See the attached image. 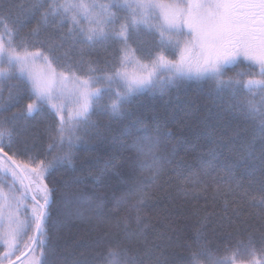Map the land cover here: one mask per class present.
Instances as JSON below:
<instances>
[{
	"label": "trees",
	"instance_id": "trees-1",
	"mask_svg": "<svg viewBox=\"0 0 264 264\" xmlns=\"http://www.w3.org/2000/svg\"><path fill=\"white\" fill-rule=\"evenodd\" d=\"M50 3L0 0L4 42L11 39L21 54L51 49L58 70L70 77L72 72L99 77L119 63L120 40L109 36L82 44L77 33L69 35L66 23H58L59 16H49L45 26L43 13ZM111 11L118 29L127 10L114 4ZM80 23L89 26L83 18ZM167 41L146 26L129 29L130 49L144 63L161 52L177 58L179 51ZM9 71V78L0 80V131L11 133V151L21 166L29 156L51 158L60 151V116L48 105L27 115L30 93L17 96L19 73ZM258 71L243 61L226 68L225 78L241 83L224 92L210 80L173 82L159 76L153 87L128 97L118 115L107 109L117 85L96 84L101 96L87 134L80 130L85 142L75 152L74 166L61 167L44 181L54 192L44 247L35 244V251L17 264L35 262L42 250L46 264H191L198 250L204 252L200 264L210 257L220 264H250L254 255L264 264V155L261 141L252 137L260 117L247 115L250 101L264 112V93L243 86ZM143 137L152 143L141 148ZM49 145H54L51 151ZM6 167L0 161V168ZM23 172L31 183L30 173ZM130 189L125 199H114ZM0 190L15 198L26 188L19 175L0 171ZM101 200L102 206L95 207ZM25 203H31L29 196ZM7 228L0 219V264L18 260L29 249L27 236L6 244Z\"/></svg>",
	"mask_w": 264,
	"mask_h": 264
},
{
	"label": "snow or ice",
	"instance_id": "snow-or-ice-1",
	"mask_svg": "<svg viewBox=\"0 0 264 264\" xmlns=\"http://www.w3.org/2000/svg\"><path fill=\"white\" fill-rule=\"evenodd\" d=\"M119 8L127 10V16L115 27L116 13L111 11L112 4L85 3L84 0H64L57 3L52 0L47 10L43 13L45 26L48 17H60L59 24L68 25L71 36L77 33L82 44H92L104 41L109 36L122 42L119 63L102 76L89 75L80 77L75 72L71 73L78 84L77 101L74 116L70 122L65 120L62 112H58L61 124L57 129L59 137V153L51 158L47 156H29L28 163L21 166L17 163L12 152L11 133L0 131V161L6 168L0 171L11 173L17 177L20 172L27 170L31 175L30 186L15 197L10 193L0 190V219L7 221L8 228L5 232V243L12 246L27 236L26 246L38 244L43 249L50 219V204L54 192L44 181L53 171L74 166L75 152L80 144L85 142V135L92 124L91 116L97 101L101 96V88L95 85L104 81L109 87L117 85L115 99L107 105L112 115L122 111L123 102L133 94L154 86L159 70H168L170 81L184 79L210 80L214 83L217 92L233 89L240 84V79L225 78V70L230 66L247 62L258 68L243 86L249 92L264 93V0H112ZM42 6V5H38ZM81 18L88 21L89 26H81ZM155 18V22H152ZM145 25L149 30L159 31L163 37L167 34L168 44L179 51V58L167 59L161 52L156 59L142 64L143 71L129 73L127 67L130 62L129 29L138 30L139 25ZM111 26V30H109ZM5 34L8 33L5 28ZM75 39V37H73ZM188 54V55H185ZM192 56H195L193 62ZM0 58L6 60L8 69H15L19 73L21 87L17 96L25 91L30 93V102L27 104V115L39 111L44 105L56 109L53 102L56 99L57 85L69 79L63 70H58L52 50L35 52L25 50L23 54L13 46L11 39L4 42L0 36ZM238 76L240 74H237ZM10 71L0 69V80L7 79ZM257 76L259 78H257ZM13 97H10L12 99ZM259 114L257 126L253 129V141H261V153L264 155V112L255 103L249 102L247 115L255 119ZM83 129L85 135H81ZM7 135V144L4 143ZM149 137L138 141V146L151 144ZM54 145H49V150ZM158 157L154 158L156 163ZM129 193L114 196L119 202ZM31 195V203H25ZM15 199V203L13 202ZM144 194L140 197L143 203ZM103 201L95 204L99 208ZM29 231L32 235H28ZM33 251H35L33 249ZM255 254V248L252 249ZM125 254H127L125 252ZM110 255H116L115 250ZM203 251L194 252L191 264H200ZM43 250L35 258L34 264H46L43 259ZM110 264H127V262L111 261ZM157 264H160L157 260ZM167 264V261L164 262ZM208 264H220V261L209 258ZM250 264H261L259 259H254Z\"/></svg>",
	"mask_w": 264,
	"mask_h": 264
},
{
	"label": "rangeland",
	"instance_id": "rangeland-1",
	"mask_svg": "<svg viewBox=\"0 0 264 264\" xmlns=\"http://www.w3.org/2000/svg\"><path fill=\"white\" fill-rule=\"evenodd\" d=\"M85 3H105V4H112V8H114V4L112 0H84ZM152 22H155V18H152ZM145 26V25H139V27ZM166 39L168 40L167 34L165 35ZM188 55V54H185ZM179 58V53L178 57ZM193 62L195 61V56H192ZM6 63V60L3 58H0V69H3V64ZM142 64H145L142 62L135 54V52L130 49V62L129 66L127 67V71L129 73H140L143 71ZM4 70L9 71L8 65L4 68ZM171 73L168 70H159L157 73V76L155 79H157L159 76H162V79H169V76ZM165 76V77H164ZM77 88L78 84L76 80L69 76V79L62 81L60 84L57 85V93H56V99L53 101L56 104V109H53L57 114L58 112H62V114L65 117L66 121L70 122V118L74 116V109L76 107V101H77ZM23 264H34V261L29 258L27 261H25Z\"/></svg>",
	"mask_w": 264,
	"mask_h": 264
},
{
	"label": "water",
	"instance_id": "water-1",
	"mask_svg": "<svg viewBox=\"0 0 264 264\" xmlns=\"http://www.w3.org/2000/svg\"><path fill=\"white\" fill-rule=\"evenodd\" d=\"M20 175L22 176V178H23V180H24V182H25V184H26V186H27V188H28V187H29V184L27 183L26 179L24 178V176H23V174H22L21 172H20ZM30 196H31V195H30ZM33 246H34V244L31 245V248L29 249L28 253H27L25 256H27V255L31 252ZM25 256H24V257H25ZM20 260H21V259H20Z\"/></svg>",
	"mask_w": 264,
	"mask_h": 264
}]
</instances>
